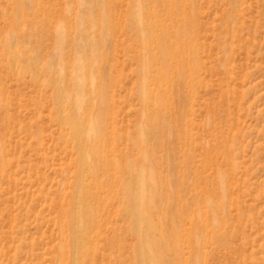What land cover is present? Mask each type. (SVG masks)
<instances>
[{
    "label": "rangeland",
    "instance_id": "374dc122",
    "mask_svg": "<svg viewBox=\"0 0 264 264\" xmlns=\"http://www.w3.org/2000/svg\"><path fill=\"white\" fill-rule=\"evenodd\" d=\"M139 20L158 23L160 39L183 29L195 38L168 39L194 50V84L177 86L175 64L166 65L172 87L149 94L162 113L141 102V61L151 56ZM77 100L89 118L100 105L101 131L112 135L103 150L121 166L115 187L88 201L95 264H136L124 199L140 187L136 168L156 180L142 185L154 205L143 215L153 227L144 256L163 248L161 264H264V0H0V264L75 257L64 222L79 151L65 116ZM150 112L159 118L148 122ZM141 130L153 159L126 168ZM163 233L179 239L169 246Z\"/></svg>",
    "mask_w": 264,
    "mask_h": 264
},
{
    "label": "bare ground",
    "instance_id": "6f19581e",
    "mask_svg": "<svg viewBox=\"0 0 264 264\" xmlns=\"http://www.w3.org/2000/svg\"><path fill=\"white\" fill-rule=\"evenodd\" d=\"M162 1L167 2V0H162ZM150 7L148 9H151L152 11H153V8L154 9L156 8V6H153L151 8ZM169 12H172V11H169ZM139 23H140V28H138L137 31L143 32L144 28H146L147 33H148V38H149L147 40L148 43H146L147 41H144V39L142 38L143 36H141L140 42L142 43L140 47L144 51H147V54L151 56L150 57L151 59L149 60L146 59V60L141 61V72L143 73L141 77L142 82L140 84L141 102L146 107V109L149 107V105L153 104L156 107H158L159 109L157 110L160 113H162L161 111L163 110L164 112L165 107L162 108V104H160V101H158L161 99H158L155 101L152 99L151 101L149 94L151 95V98H152L151 93H154L152 92L153 88L154 90L155 89L159 90L160 88L164 86L166 87L171 86L172 84L171 80L169 81V79L168 80L166 79V81L168 82L164 83L163 81L165 80H162V79H164L165 77L164 75L169 76L168 68L166 69V65L168 66L169 64H173V63L175 64L174 66H176L174 68H176L177 70L175 69L176 76L172 80L177 86L182 85L185 89L190 90L189 88L193 87V84H194L193 83L194 77H193V62L189 61V58L192 57L194 50L193 51L190 50L191 45H189L190 47L187 45L188 46L187 48L186 42L188 41H182L181 44L179 43L181 46L176 45L177 44L176 43L175 44L176 48L171 49L170 43L172 42H169L168 39L170 40L173 39L174 41L177 42L179 38L183 40V38H185V35L189 37V32L187 33L188 35L187 34L184 35V31H185L184 29H183V32L181 33L180 31L182 30L179 31V34H181L179 36L175 34L176 31L178 34V30H175L173 33L174 35H176V37H174L173 35L172 39L167 36L166 37L162 36V39H160L161 36L156 35V33L160 32L162 29V28L160 29V25L158 23L155 22V23H152L151 25L146 23L147 26H150V28L147 27L146 24L144 25L145 26L144 27L143 22H141V20H139ZM151 28L152 30H149ZM191 37H189L188 39H184V40L193 41L195 38L193 37L192 39ZM191 42L189 43L191 44ZM175 45H172V46H175ZM184 46L186 47V50H187L186 53L183 50ZM194 49H195V45H194ZM165 61L166 62L170 61V63L168 62V64H165L164 63ZM163 63L165 64V67L163 66L162 68V65H164ZM170 67H172V65H169V70L173 68V67L172 68ZM187 72L189 73L187 77L191 80V83L186 81L187 77H185L184 73L186 74ZM159 79L162 81H160ZM84 80L85 79L83 75H77L75 77L76 84H78L79 86L83 85ZM157 90L155 91L157 92ZM156 92L155 94H157ZM149 101L151 103H149ZM155 102L158 103V105H156ZM103 104L105 103L102 102L101 107L104 106ZM148 109L146 111L153 110V109H149V110ZM82 110H83V104L79 100H77L72 104V109L69 110L70 111L69 114L65 116V121L67 122V124L69 123V125H71V136L74 139V141L77 143V147L79 151V158H78L79 160H78L77 169H76V172L78 171V175H79V178H78L79 182L77 183V185H75L76 192L74 194L73 201L71 202L72 210L69 212L70 219L68 216V218L64 222V226L66 229H68V231L71 232L70 233L71 237L68 240L69 242L67 243L71 248H73L74 252H76L75 257H73L71 264H79L82 259H89L91 261V264H95L94 263L95 248L92 242V236L90 235L91 227L89 225L90 220L93 219V213L95 212H93L92 206H88L89 205L88 201L91 202L90 204H93L94 201H97L99 198V195H98L99 192L97 191H101L103 187L106 188V185L109 187V189H112L115 187V184H114L115 180L110 179V177L116 178V175H118L121 166H120V162L117 160L119 158L116 157V155L105 152L103 150V145L107 143L108 141L112 140V135H109L103 132V129L101 131V125L103 124L105 120V116L103 115V112H101L100 105L99 107L92 109L91 118L87 117L86 115L85 116L81 115ZM97 110L99 112H97ZM151 113H154V112H150V115L146 116L148 118L146 119L148 120V122H151L152 120H156L155 115L157 113L156 114L155 113L151 114ZM157 115L159 118V114ZM88 125H89V128L86 127ZM205 155H206V152H205ZM146 159H153V156H152V151L148 150L145 144L142 130H141L137 136L136 158L131 163L132 167H126V168L132 169L134 168L133 166L141 167L142 163H144ZM122 171L128 172L129 169L128 171L126 169L125 170L123 169ZM130 171L129 173L131 174ZM133 173L138 177L140 187L137 190L129 192L127 196H125L124 198L127 201H132V208H129V210L127 211V216H129V219L133 222L132 224L134 227L133 232L135 233L136 249H135V252L133 253V258L135 259L136 264H145L146 261H149L150 264H161V259L162 257H164L163 255L166 254L165 252L164 253L162 252L163 248L153 251L152 253L149 254L148 257L144 256V254L142 253L143 244L147 245L150 242L148 235H149L150 230L153 228L149 222L145 221V219L143 218V215L144 213H148L154 208V205L152 203V199H153L152 195H149L147 197V195H145L143 191L142 185L146 184V181H147L149 186H153V183L156 186V180H153V177L155 175L153 174L154 176L152 177L151 175L152 173L151 174L149 173L148 177L146 178L141 168L139 169L136 168V170L133 169ZM84 176L85 177L88 176L89 179L91 178L92 184H94V186L91 188L93 191L91 190H89V192H87V190L85 191V188L83 186L84 183H82L83 181L82 179H84ZM180 200L178 198V201ZM178 204L180 205V203ZM75 210H77L76 215H72V212L74 213ZM159 212H160L159 214L163 213L160 210ZM164 216H162V218ZM163 234H164V239L167 245L170 244L169 238L170 239L172 238L175 242L177 239H179V237H177L176 235L170 236V234L169 235L168 234L166 235V233H163ZM167 241L169 242V244L167 243ZM177 250L178 249L175 246L173 250L174 252L173 262L174 263H179L180 261L179 256L177 254Z\"/></svg>",
    "mask_w": 264,
    "mask_h": 264
}]
</instances>
